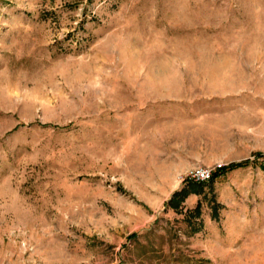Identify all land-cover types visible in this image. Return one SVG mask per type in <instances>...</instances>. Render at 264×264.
<instances>
[{
    "label": "rangeland",
    "instance_id": "rangeland-1",
    "mask_svg": "<svg viewBox=\"0 0 264 264\" xmlns=\"http://www.w3.org/2000/svg\"><path fill=\"white\" fill-rule=\"evenodd\" d=\"M0 264H264V0H0Z\"/></svg>",
    "mask_w": 264,
    "mask_h": 264
},
{
    "label": "trees",
    "instance_id": "trees-1",
    "mask_svg": "<svg viewBox=\"0 0 264 264\" xmlns=\"http://www.w3.org/2000/svg\"><path fill=\"white\" fill-rule=\"evenodd\" d=\"M247 164H248V162H236V163L230 164L228 167H226V166L220 167L215 171L213 179L218 177L222 172H225V169L226 170H235V169H238L239 167H243ZM200 184H203V183H200ZM196 186H197V188L200 187V185H194L193 187H196ZM187 192H188V190L183 189L182 191L175 193L174 196L172 197V199L170 200V205H172L174 208H177L179 206L180 202L185 199ZM196 210H197V213L199 214L200 213V205L197 206Z\"/></svg>",
    "mask_w": 264,
    "mask_h": 264
},
{
    "label": "built area",
    "instance_id": "built-area-1",
    "mask_svg": "<svg viewBox=\"0 0 264 264\" xmlns=\"http://www.w3.org/2000/svg\"><path fill=\"white\" fill-rule=\"evenodd\" d=\"M215 171L209 166H197L189 171L186 179L196 183H206L213 179Z\"/></svg>",
    "mask_w": 264,
    "mask_h": 264
}]
</instances>
